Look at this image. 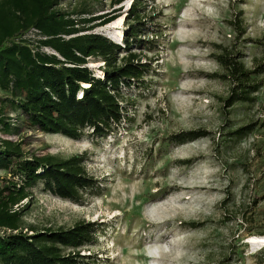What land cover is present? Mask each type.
Masks as SVG:
<instances>
[{
    "label": "rangeland",
    "instance_id": "374dc122",
    "mask_svg": "<svg viewBox=\"0 0 264 264\" xmlns=\"http://www.w3.org/2000/svg\"><path fill=\"white\" fill-rule=\"evenodd\" d=\"M132 1L114 7L111 0H61L60 9L117 17L94 33L123 46ZM142 1L147 28L158 35L142 39L157 43L134 51L152 70L143 88L122 89L127 112L115 133L87 134L80 142L27 135L28 149L39 155L86 154L99 188L81 204L35 189L26 223L93 224L96 242L81 252L87 263L264 264V245L252 243L264 233V86L254 104L228 114L229 85L214 76L223 74L215 60L223 49L239 50L248 67L264 61V0ZM239 19L244 38L234 27ZM27 37L38 39L35 31ZM102 66L91 68L101 77ZM251 123L259 127L246 139L228 136ZM199 130L210 134L185 144L172 140Z\"/></svg>",
    "mask_w": 264,
    "mask_h": 264
},
{
    "label": "trees",
    "instance_id": "16d2710c",
    "mask_svg": "<svg viewBox=\"0 0 264 264\" xmlns=\"http://www.w3.org/2000/svg\"><path fill=\"white\" fill-rule=\"evenodd\" d=\"M127 1L111 0V5ZM144 4L132 1L134 19L120 46L94 33L115 21V16L94 17L86 8L78 13L64 11L61 0H0V173L4 174L0 175V264H97L92 258L93 263H87L81 255L96 242L93 224L39 229L26 223L35 189L42 187L54 197L81 204L99 188L87 171L86 154L39 155L28 149L27 135L80 142L87 134L104 138L115 133L127 112L122 89L143 88L152 70L134 51L153 50L157 43L142 39L158 36L147 28L146 14L141 15ZM241 20L234 27L244 38ZM34 31L38 39L28 38ZM215 60L223 74L214 76L229 85L223 100L228 114L238 105L254 104L264 86L263 59H254L253 67H248L241 52L230 48ZM96 63L103 64L101 77L91 68ZM258 127L251 123L228 136L241 141ZM209 134L182 132L172 140L185 144Z\"/></svg>",
    "mask_w": 264,
    "mask_h": 264
},
{
    "label": "bare ground",
    "instance_id": "6f19581e",
    "mask_svg": "<svg viewBox=\"0 0 264 264\" xmlns=\"http://www.w3.org/2000/svg\"><path fill=\"white\" fill-rule=\"evenodd\" d=\"M252 243L255 244V245H264V236L263 237H259V238H254L252 240Z\"/></svg>",
    "mask_w": 264,
    "mask_h": 264
}]
</instances>
